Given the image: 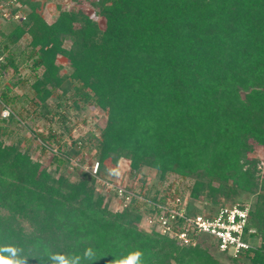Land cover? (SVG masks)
Returning <instances> with one entry per match:
<instances>
[{"label": "trees", "instance_id": "trees-1", "mask_svg": "<svg viewBox=\"0 0 264 264\" xmlns=\"http://www.w3.org/2000/svg\"><path fill=\"white\" fill-rule=\"evenodd\" d=\"M92 5L93 16L82 6L61 10L49 23L40 4L30 1L26 20L13 24L0 42V56L8 52L0 63V101L14 104L26 97H11L9 86L1 89V78L10 67L18 70L12 47L29 33L31 41L19 54L20 62L32 59L33 70L43 69L31 85L35 105L52 113L48 100L62 90L54 113L63 117L61 108L74 90L76 107L79 99L93 101L107 112L101 135L90 134L101 171L107 159L126 157L133 173L148 167L163 181L170 173L193 178L190 215L234 203L242 192L253 195L250 224L261 243L245 257L264 264V0ZM96 14L105 19L104 28ZM60 55L70 62L67 75ZM59 150L66 154L59 164L74 152L67 144ZM143 216L134 204L114 211L97 191L94 175L75 182L57 177L0 134L3 260L118 264L139 251L143 264H221L203 240L181 245L143 228Z\"/></svg>", "mask_w": 264, "mask_h": 264}, {"label": "rangeland", "instance_id": "rangeland-1", "mask_svg": "<svg viewBox=\"0 0 264 264\" xmlns=\"http://www.w3.org/2000/svg\"><path fill=\"white\" fill-rule=\"evenodd\" d=\"M30 1L40 4V13L49 23H53L57 19L61 10L83 6L89 15L93 16L96 12L92 5L93 0H29L28 13L30 12ZM97 17L100 26L104 28L105 19L98 15ZM13 24L18 23H8L5 30L0 34L1 45L5 43L6 35L10 32ZM31 38V35L27 33L19 43L12 47L13 52L17 54L16 59L19 62V68L15 71L10 67L3 72L1 78V89L6 90L5 87L9 86L12 89L9 92L11 97H26L23 101L14 104L7 103L5 105L0 101V134H2V139L6 144H18L22 150L30 153L33 160L40 161L43 166L52 172H56L57 177L65 176L70 181L75 182L80 180L85 173L93 174L95 172L98 158L90 134L94 133L97 137L101 135L102 124L106 121L108 114L93 101L85 103L79 99L78 107H76L74 90H70L68 93V96H72L73 99H69L61 108L63 117L54 113L59 102L58 96L62 90L55 91L48 100L49 107L53 109L52 113H46L43 107L35 105L32 101L34 92L31 85L36 78V73L41 74L43 69L33 70L32 59L20 62L21 55L19 54L29 44ZM64 45L66 48H70L72 41L66 40ZM7 55L8 52H5L3 56H0V63L7 62ZM58 63L62 67V74L67 75L71 72L72 68L66 57L58 56ZM11 116L14 118L12 119ZM52 135L54 138L50 140L49 136ZM64 144L70 146L74 152L68 157V162L59 164L60 158L66 157V154L59 150V147ZM261 166L264 168L262 162ZM104 167L103 171H101V166L98 168L96 189L98 188L102 192L106 201L111 202V208L114 211L120 212H125L126 209H119L118 197H114L113 192L109 196L107 195L108 187H103V182L106 180H112L113 183L120 181L122 184L131 185L135 189L146 192L150 196L164 186L167 180H179L180 185L185 187L186 191L190 190L195 180L170 173L163 181L156 170H151L148 167H144L138 173H133L130 159L126 157L120 158L118 162L109 158L105 161ZM253 199V195L245 192L240 193L236 198L239 202H252ZM141 224L143 228H148L145 223L141 222ZM254 240L257 241L256 238ZM202 244L211 246L210 250L220 259L221 264H252L250 259L245 256L240 257L241 263L232 262L231 257L220 253L209 239L204 240Z\"/></svg>", "mask_w": 264, "mask_h": 264}, {"label": "built area", "instance_id": "built-area-1", "mask_svg": "<svg viewBox=\"0 0 264 264\" xmlns=\"http://www.w3.org/2000/svg\"><path fill=\"white\" fill-rule=\"evenodd\" d=\"M27 8V0H0V34L8 23L20 24L26 20ZM98 168L99 163L92 174L95 177ZM111 181H104L103 187H108V196L113 192L114 197H118L119 209L127 210L134 204L143 212V224L147 229L175 239L181 245L197 246L208 238L219 252L240 258L261 243L257 230L250 224V202L236 201L190 215V190L186 191L179 180L165 181V185L152 196L131 185ZM97 191L101 192L98 188Z\"/></svg>", "mask_w": 264, "mask_h": 264}, {"label": "clouds", "instance_id": "clouds-1", "mask_svg": "<svg viewBox=\"0 0 264 264\" xmlns=\"http://www.w3.org/2000/svg\"><path fill=\"white\" fill-rule=\"evenodd\" d=\"M86 254H87V250H86ZM141 255L142 253L137 251L131 254L129 257L119 261L118 264H143V262L139 260ZM0 264H16V262L12 260H3L2 258H0Z\"/></svg>", "mask_w": 264, "mask_h": 264}]
</instances>
